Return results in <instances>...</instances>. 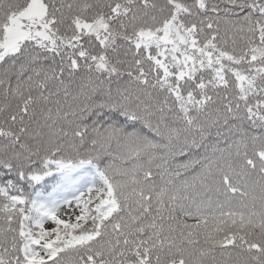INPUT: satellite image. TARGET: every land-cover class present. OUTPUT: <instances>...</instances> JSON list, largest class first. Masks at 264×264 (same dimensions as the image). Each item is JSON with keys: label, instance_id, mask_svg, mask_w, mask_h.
I'll list each match as a JSON object with an SVG mask.
<instances>
[{"label": "snow or ice", "instance_id": "obj_1", "mask_svg": "<svg viewBox=\"0 0 264 264\" xmlns=\"http://www.w3.org/2000/svg\"><path fill=\"white\" fill-rule=\"evenodd\" d=\"M0 264H264V0H0Z\"/></svg>", "mask_w": 264, "mask_h": 264}, {"label": "rangeland", "instance_id": "obj_2", "mask_svg": "<svg viewBox=\"0 0 264 264\" xmlns=\"http://www.w3.org/2000/svg\"><path fill=\"white\" fill-rule=\"evenodd\" d=\"M93 173V170L89 169V168H86V169H83V170H77L76 172L73 173V175L79 179V177L81 175H84V176H88V175H91ZM99 186V185H97ZM87 188L85 187L84 188V191L86 192ZM89 195H96V193H91ZM88 198V195L85 196V199ZM69 199H71V197H69ZM79 213V209H76L75 207V204H73L71 206V208H68V206H66L64 209H61V218H64V219H71L74 221V216L75 214H78ZM46 227H50V225H46Z\"/></svg>", "mask_w": 264, "mask_h": 264}, {"label": "trees", "instance_id": "obj_3", "mask_svg": "<svg viewBox=\"0 0 264 264\" xmlns=\"http://www.w3.org/2000/svg\"><path fill=\"white\" fill-rule=\"evenodd\" d=\"M69 102H71V100ZM60 175H61L60 173L54 172L52 176L46 177L44 181H42L40 184L36 186L35 191H42L45 195H48L49 193L53 191V187L54 185L57 184L60 178ZM25 191H33V190L29 189L27 185H25ZM94 196L95 195H93V197Z\"/></svg>", "mask_w": 264, "mask_h": 264}]
</instances>
